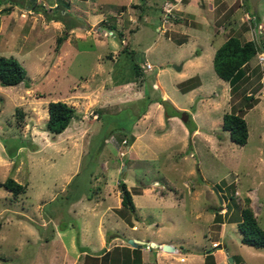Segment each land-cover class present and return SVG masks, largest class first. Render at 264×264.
Instances as JSON below:
<instances>
[{
	"label": "rangeland",
	"instance_id": "374dc122",
	"mask_svg": "<svg viewBox=\"0 0 264 264\" xmlns=\"http://www.w3.org/2000/svg\"><path fill=\"white\" fill-rule=\"evenodd\" d=\"M189 1L0 0V56L26 70L24 82L0 84V264H206L208 254L215 264H264V247L243 244L227 217L215 221L233 194L241 205L250 198L264 230V71L253 57L231 92L213 69L220 44L198 56L204 45L184 41L193 28L210 40L233 16L226 36L264 43V0L257 12L248 0L212 8ZM188 10L212 17L210 29ZM189 78L199 90L183 93ZM165 95L190 125L179 115L171 123L156 102ZM58 100L77 117L52 134L47 108ZM230 112H245L244 145L222 130ZM6 178L23 192L3 187ZM120 181L133 212L121 206ZM130 239L145 242L140 262ZM151 243L174 249L148 250Z\"/></svg>",
	"mask_w": 264,
	"mask_h": 264
},
{
	"label": "trees",
	"instance_id": "16d2710c",
	"mask_svg": "<svg viewBox=\"0 0 264 264\" xmlns=\"http://www.w3.org/2000/svg\"><path fill=\"white\" fill-rule=\"evenodd\" d=\"M249 1V0H248ZM54 19V18H50ZM61 18L54 19L59 21ZM72 26H69L65 31V36ZM110 31H114L113 25L109 26ZM122 36V33H118ZM241 35H231L228 39L215 51L213 57V69L217 76L222 80L229 83L231 92L237 90L238 83L244 79L246 74V66L248 61L255 56L257 53L264 51V43L258 44L255 39L243 40ZM65 38H59L58 44L61 43ZM127 49L126 47L123 49ZM141 68L139 64L133 63V69L136 75L141 74ZM26 78V70L22 64L14 57L0 56V84L3 86H15L21 82H24ZM198 80L195 78H189L184 82L180 83L181 92L185 93L189 90L197 87ZM246 102L254 100L253 95H247L244 97ZM159 104L163 105L166 117L181 116V112L176 110L168 100L158 98L156 100ZM250 108V107H249ZM48 120L45 123V128L49 133L60 134L70 124L71 120L77 117L75 109L63 101H51L48 103ZM242 113H225L223 115L222 130L228 131L230 139L237 145H244L248 139V127ZM23 112L18 109L16 117L19 121L22 120ZM190 119L186 124L190 125ZM195 131V126H189V132ZM121 206L129 211H134L135 206L132 200V194L126 187L124 181L118 183ZM3 187L10 190L15 195L23 192L25 185L16 182L12 178H6L3 183ZM228 189H233V186H228ZM218 191H220L218 189ZM228 201L231 204L226 203V211L224 214L219 212L215 213L216 223H223L224 218L228 220V223H236L238 230L241 233V242L245 245H249L255 248L264 247V230L259 226L257 218L253 213L250 206V198L247 197L243 205L236 202L233 194H230ZM130 249V248H129ZM136 251L139 258V248H133ZM107 253H105L106 255ZM103 258H106L104 256ZM206 264H215L213 256L208 254L205 258Z\"/></svg>",
	"mask_w": 264,
	"mask_h": 264
},
{
	"label": "crops",
	"instance_id": "0c3cea01",
	"mask_svg": "<svg viewBox=\"0 0 264 264\" xmlns=\"http://www.w3.org/2000/svg\"><path fill=\"white\" fill-rule=\"evenodd\" d=\"M169 2L168 3H171V5H174L175 3H174V1L175 0H168ZM195 1H198V2H203L205 5H208V7L210 8H212L214 5H217V4H222V3H224L225 5H230V4H232L233 3V1L234 0H190L189 2H195ZM242 4H243V1L244 2H246L247 0H239ZM259 1V0H258ZM200 2V3H201ZM258 3V2H257ZM187 4V3H186ZM189 4V3H188ZM194 6H195V4L194 3H192ZM176 5V4H175ZM188 7H193L191 4H189V5H187ZM245 7V6H244ZM185 14H187L188 16H190L192 19H194L195 21L197 20V22H198V24L202 27V25H204L203 23H205L208 27H209V29H210V24H213L212 23V17L210 18V20L207 22L203 17H201L202 19H204L205 21L203 22L202 20H199V18H198V16L197 15H195L192 11H190L189 12V10L186 12H184ZM251 16V15H250ZM225 19H226V22L225 23H223V24H220V26L218 27V30L219 31H217V32H211L212 33V35H213V37L210 39V40H207V37H202L200 34H198V32H199V29H196V28H193V31L194 32H191V36L193 37H187L184 41H187V40H193V41H195V45H199V46H201V45H204V46H202L203 48V50H202V52L200 53V51L199 50H196L195 51V53H196V55H198V56H200L203 52H207V49H206V46H215V44L216 43H218V44H220L218 47H217V49L228 39V37L229 36H231V35H235L234 33L233 34H230L229 36H226L225 35V28L226 27H230L231 26V22H233V20H232V18H233V16H232V18H229V16H226V17H224ZM251 19H252V17H251ZM196 22V23H197ZM256 22V21H255ZM259 24H258V26H259V28H261V29H264V22L263 21H259L258 22ZM71 30V29H70ZM187 34H190V32L188 33H186V34H184V35H187ZM242 39H243V37H242V35L240 36ZM253 39V38H252ZM252 39H246V40H252ZM243 40H245V39H243ZM178 43H183V41H178ZM216 49V50H217ZM215 50V51H216ZM215 53V52H214ZM259 53H257L255 56H257ZM255 56H253V57H255ZM214 57V56H213ZM252 57V58H253ZM251 58V59H252ZM250 59V60H251ZM249 60V61H250ZM249 61H248V63H247V65H249ZM140 67L142 66V65H139ZM183 66H184V64L182 65V66H180V69H182L183 68ZM180 69H178V70H180ZM143 73H145V70H142L141 71V74H143ZM140 74V75H141ZM246 75L248 76L249 75V73L247 72L246 73ZM196 77H198V76H196ZM181 83V82H180ZM201 84V83H200ZM156 85H160L158 82H157V84ZM199 86L200 85H198L197 87H195L194 89H192V90H189V91H187V92H191V93H193L194 91H197V90H199ZM160 87H162L161 85H160ZM161 89V88H160ZM162 90V89H161ZM163 91V90H162ZM164 92V91H163ZM187 92H185V93H187ZM164 94H165V92H164ZM163 95V94H162ZM162 99H165V98H167V95H165L164 97H161ZM165 100H168V99H165ZM168 101H170V100H168ZM171 102V101H170ZM158 105H160L159 103H157ZM171 104H172V106L176 109V110H178V111H180V109H183V108H180L179 106H176V104H174L173 102H171ZM176 116H173V117H170V120H172V122L171 123H173V122H176L177 120H179V119H176L175 118ZM173 126V125H172ZM180 126V125H179ZM181 127L183 128V130L186 132V129L181 125ZM66 130V129H65ZM198 130V129H197ZM61 134V133H60Z\"/></svg>",
	"mask_w": 264,
	"mask_h": 264
},
{
	"label": "water",
	"instance_id": "95a60500",
	"mask_svg": "<svg viewBox=\"0 0 264 264\" xmlns=\"http://www.w3.org/2000/svg\"><path fill=\"white\" fill-rule=\"evenodd\" d=\"M249 1L251 3V6L253 7V11L257 12V1L258 0H249ZM174 67L176 69H180V67H178V66H174ZM180 119L182 120V122L188 123L189 115L186 112H182L181 116H180ZM214 191L218 195L217 189L214 188ZM218 197H219V201L222 202V199L220 198L219 195H218ZM128 243L131 245L132 248H136V247H141L145 242H142V241H139V240L130 239ZM150 246L153 247V248L160 247V248H162L165 251H173V249H174L170 245H167V244L158 245L156 243H151ZM229 261L231 262L232 258L229 257Z\"/></svg>",
	"mask_w": 264,
	"mask_h": 264
},
{
	"label": "built area",
	"instance_id": "2783aa9c",
	"mask_svg": "<svg viewBox=\"0 0 264 264\" xmlns=\"http://www.w3.org/2000/svg\"><path fill=\"white\" fill-rule=\"evenodd\" d=\"M182 1V0H179ZM111 33V32H110ZM257 61L258 64L262 67V70L264 71V52H260L257 55ZM145 68L151 69V65L149 63L145 64ZM148 250H150L151 246L149 244L145 245Z\"/></svg>",
	"mask_w": 264,
	"mask_h": 264
},
{
	"label": "clouds",
	"instance_id": "9594fccd",
	"mask_svg": "<svg viewBox=\"0 0 264 264\" xmlns=\"http://www.w3.org/2000/svg\"><path fill=\"white\" fill-rule=\"evenodd\" d=\"M262 52H264V51H262Z\"/></svg>",
	"mask_w": 264,
	"mask_h": 264
}]
</instances>
